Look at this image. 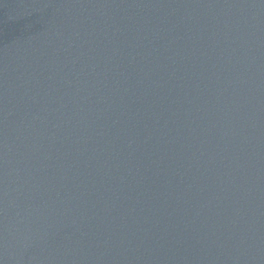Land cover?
<instances>
[{
	"label": "water",
	"instance_id": "1",
	"mask_svg": "<svg viewBox=\"0 0 264 264\" xmlns=\"http://www.w3.org/2000/svg\"><path fill=\"white\" fill-rule=\"evenodd\" d=\"M0 264H264V0H0Z\"/></svg>",
	"mask_w": 264,
	"mask_h": 264
}]
</instances>
